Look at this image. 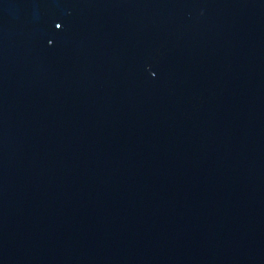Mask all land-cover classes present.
<instances>
[{
	"label": "water",
	"instance_id": "1",
	"mask_svg": "<svg viewBox=\"0 0 264 264\" xmlns=\"http://www.w3.org/2000/svg\"><path fill=\"white\" fill-rule=\"evenodd\" d=\"M0 264H264V0H0Z\"/></svg>",
	"mask_w": 264,
	"mask_h": 264
}]
</instances>
